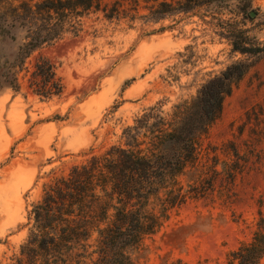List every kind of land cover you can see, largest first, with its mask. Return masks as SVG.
<instances>
[{"label":"rangeland","instance_id":"1","mask_svg":"<svg viewBox=\"0 0 264 264\" xmlns=\"http://www.w3.org/2000/svg\"><path fill=\"white\" fill-rule=\"evenodd\" d=\"M163 1L177 0L156 3ZM101 2L109 14L120 2L122 18L88 13L77 37L66 36L28 59L18 92L0 93V262L18 253L31 205L53 174L119 143L144 109L160 105L167 115L190 103L206 79L241 58L220 36V16L129 22L156 3ZM238 3L229 0L228 9ZM247 11L256 15L246 28L263 40L264 0H251ZM40 57L54 63L63 85L50 101L28 86ZM175 181L167 188L175 201L168 218L131 251L133 264H227L230 252L251 241L264 214V57L225 98L220 117L197 141L194 162ZM152 204L161 211L158 201Z\"/></svg>","mask_w":264,"mask_h":264},{"label":"trees","instance_id":"2","mask_svg":"<svg viewBox=\"0 0 264 264\" xmlns=\"http://www.w3.org/2000/svg\"><path fill=\"white\" fill-rule=\"evenodd\" d=\"M228 1L152 0L156 5L145 7L146 14L129 16V22L145 23L182 14L220 16V36L241 58L206 79L190 103L175 105L167 115L160 105L144 109L122 130L119 143L100 154L88 152L65 174H53L31 205V225L18 253L0 264H133L131 251L162 227L175 204L169 184L194 162L197 141L220 117L225 98L264 57V39L246 28L253 20L247 11L251 0H239L233 9ZM119 4L109 14L101 0H23L16 5L0 0V93L18 92L28 59L66 36L77 37L88 13L103 11L106 19H121ZM28 86L41 101L63 91L54 63L43 57L34 64ZM263 258L260 212L251 241L230 252L227 264H262Z\"/></svg>","mask_w":264,"mask_h":264},{"label":"water","instance_id":"3","mask_svg":"<svg viewBox=\"0 0 264 264\" xmlns=\"http://www.w3.org/2000/svg\"><path fill=\"white\" fill-rule=\"evenodd\" d=\"M250 16L253 17V16H254V12H251V13H250Z\"/></svg>","mask_w":264,"mask_h":264}]
</instances>
